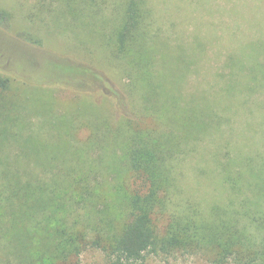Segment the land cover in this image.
<instances>
[{
  "label": "trees",
  "instance_id": "16d2710c",
  "mask_svg": "<svg viewBox=\"0 0 264 264\" xmlns=\"http://www.w3.org/2000/svg\"><path fill=\"white\" fill-rule=\"evenodd\" d=\"M95 6L96 0H61L71 15L85 17ZM150 18L149 0H125L101 43L130 90L143 88L151 125L134 111L131 91L116 90L87 62L53 53L39 64L21 56L15 64L25 78L0 66V264H82L90 251L103 256L102 264H144L149 253L176 252L202 254L212 264H264V117L245 124L259 129L260 140L243 132L234 155L219 143L225 199L207 209L196 200L176 204L177 162L224 122L222 104L199 85L185 93L197 53L155 43ZM84 29L97 34L88 24ZM0 52L6 59L17 53L5 46ZM229 64L227 93L236 83L240 92L264 90L253 87L256 76L249 80L256 64L264 71V49L241 44ZM12 80L51 95L69 88L77 97L64 113L35 97L29 103L44 114L36 124L7 96ZM245 101L264 112V91L261 100Z\"/></svg>",
  "mask_w": 264,
  "mask_h": 264
},
{
  "label": "rangeland",
  "instance_id": "374dc122",
  "mask_svg": "<svg viewBox=\"0 0 264 264\" xmlns=\"http://www.w3.org/2000/svg\"><path fill=\"white\" fill-rule=\"evenodd\" d=\"M124 1L96 0L97 6L88 8L84 17L79 13L71 15L62 11L61 0H0V47L5 46L9 50L15 48L17 52L7 59L0 52L3 72L9 76L22 74L25 78L26 72L16 66L15 60L22 59L21 56L33 55L38 60L37 63L42 64L45 58L58 53L93 65L116 90L131 91L129 79L122 68L112 62L105 43H101V39L106 41L104 36L112 30ZM149 8V29L155 43L167 45L173 51L183 46L192 54L197 53V67L195 64L188 75L185 93L189 95L199 85L208 90L213 101L215 99L222 104V109L218 107L217 110L224 122L219 127L216 126L212 136L197 146L193 145L177 162L178 178L173 194L176 204L184 205L196 200L203 202L207 209L209 203L222 201L228 195V187L221 182L218 165L219 143L228 144L227 150L234 155L240 151L243 132L248 138L256 136L261 139L259 129L248 131L245 124L247 120H262L264 112L258 111L257 107L245 100L247 95L252 100L260 96L261 100L264 90L253 94L240 92V83H236L235 91L230 94L227 93L230 91L226 89L225 80L233 70L229 66L230 58L240 55L241 44L244 48L264 49V0H149ZM86 24L97 34L91 36L84 29ZM201 45L203 46L200 47ZM255 54L259 56V53L251 55L249 67H254L252 63ZM254 76L259 81L253 87L259 90L264 84V71L258 68V64L250 75V84L254 81ZM12 82L13 86L7 96L18 102L19 109L27 120L36 124L43 121L44 114L38 109L39 105L32 106L29 103L35 97H42L44 105L52 104L60 113L71 108L72 100L77 97L75 91L69 88H56L51 95L43 89L26 86L21 81ZM131 92L132 107L135 112L139 111L142 123L153 124L147 112H143V88ZM157 108L159 110L160 106ZM174 123L169 124L171 130L176 128ZM217 128L221 131L216 132ZM87 134L88 130L84 127L77 137L84 139ZM244 140L245 144L251 143L249 139ZM176 206L178 205L173 207ZM164 221L165 219L161 225ZM102 262L103 256L97 252L90 251L82 257V264ZM144 264L212 263L202 254L176 252L169 255L149 253Z\"/></svg>",
  "mask_w": 264,
  "mask_h": 264
}]
</instances>
